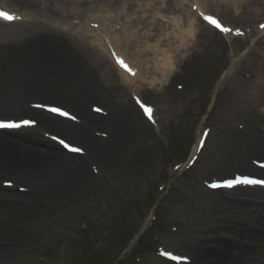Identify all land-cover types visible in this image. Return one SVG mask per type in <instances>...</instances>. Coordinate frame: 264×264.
Returning <instances> with one entry per match:
<instances>
[{
  "label": "rangeland",
  "instance_id": "1",
  "mask_svg": "<svg viewBox=\"0 0 264 264\" xmlns=\"http://www.w3.org/2000/svg\"><path fill=\"white\" fill-rule=\"evenodd\" d=\"M118 1L117 8L121 6V10L124 3H133H130L132 7L126 3L125 7L131 9H128L130 12L122 10V21L118 19V10L112 11L110 6L113 12L110 19L94 20L92 15L105 13L108 16L106 12L97 11L106 8L89 5L93 8L88 14L77 12L71 15L73 18L59 22L61 27L70 25L73 32L80 33L83 29L87 43L101 39L103 46L99 49L95 46V49L110 62L108 66L117 82H112L116 89L115 101H118L112 103V120L116 126L85 120L88 113L102 115V120L110 118L93 111L95 105L110 113V106L100 95L84 92L80 87L73 89L71 100L67 97L69 93L31 95L26 89L31 66L29 70L26 66H18L10 56H0L3 58L0 59V118H27L40 124L39 117L26 110L49 114L46 105L58 106L77 119H59V122L79 130L86 129L89 134L94 135L96 130L100 135L115 136L118 127L130 121L122 117L126 104L138 110L136 99L139 98L154 109L153 121L145 122L141 114L129 122L135 127L146 128L143 137L133 138L132 147L118 151L112 159L92 155L96 160L87 163L93 182L90 187L67 188L62 195L53 197L41 186L39 190H32L29 186L36 185L35 182L16 178L0 164V200L10 194L15 200L19 199V204L25 205L18 213L0 210V264H190L195 256L192 246L205 253L222 248L239 264H264V206L233 200L242 193L264 195V188L238 187L220 191L209 186L214 180L241 175L264 178V150L252 146L256 140H264V28L260 27L264 24V0H256L263 2L255 5L259 8L257 12L246 9L244 0ZM33 2L37 3L39 17H34L32 10L15 0H0V9L13 11L17 17L5 24L11 29L23 28L24 23L43 24L47 18L41 12L47 2ZM78 4L74 5L77 9ZM184 7L192 14L186 15ZM201 13L220 16L231 31L218 32L209 40L206 57L192 65L197 68L193 74H189L192 66L183 70L182 63L175 64L172 70L181 75L165 89L161 85L166 78L162 66L155 65L153 55L141 52L142 47L152 45L161 52L168 41L180 47V22L188 23L195 17L198 23L208 25ZM127 15L133 17L127 20ZM136 16H144L146 23H137ZM125 20V24L122 23ZM130 29L136 30L135 34L147 33L149 41L128 42L124 36ZM115 32L117 40L113 39ZM207 39L199 42H207ZM4 40L8 41L0 37L1 42H6ZM112 50H120L129 62L137 59L143 62L136 63L140 71L136 86L122 80L119 71L123 69L116 65ZM80 69L78 72L85 77L87 70ZM183 71L186 77L182 76ZM45 75L51 76V73ZM252 113L253 117L248 118ZM43 126V130L35 133L45 142L50 141L47 135L50 129ZM21 130L3 134L17 137L13 132ZM202 136L204 146L195 162L187 167L196 142ZM60 138L72 145L87 147L80 137L63 134ZM47 145L49 143L42 144L49 149ZM134 147L148 148L153 154L145 162L138 161L132 152ZM63 152L67 151L63 148ZM75 156L84 158L83 154ZM51 169L55 175L62 174L59 164ZM15 179L21 180L24 186L17 184ZM8 182L14 186H7ZM33 197L37 198L35 204ZM144 225L146 234L140 247L124 255V250ZM15 241L17 243L13 244ZM165 253L187 259L176 263Z\"/></svg>",
  "mask_w": 264,
  "mask_h": 264
},
{
  "label": "bare ground",
  "instance_id": "2",
  "mask_svg": "<svg viewBox=\"0 0 264 264\" xmlns=\"http://www.w3.org/2000/svg\"><path fill=\"white\" fill-rule=\"evenodd\" d=\"M45 1L47 2V5L42 3L45 6L41 13L46 16L47 20L43 22V24L37 22L35 26L33 25L34 23L32 25L24 23L23 28L11 29L9 25H6L5 22L0 20V37L8 40H4L6 42L0 41V56L3 58L5 56H10L13 58V61L17 62L18 66H26L29 70L31 66L32 72L30 71L29 73V82L26 85L27 92L31 95L52 96L54 94H59L62 96V93H69L67 94V97L71 100L74 98L71 96L73 89L78 87L84 89V92L86 91L91 94L100 95L105 103L110 106V113L108 110L106 114L104 113L105 116H109L110 118L108 120H102L100 118L102 115L97 117L94 114L88 113L84 117L85 120L98 125L109 124L112 127L116 126L114 119L112 120V103L118 101H115L116 89L115 85H112V82H117H115V76L111 73V66H108L109 61L105 57L102 58V55L98 54L95 49V46H97L98 49L103 46L100 42L101 39L96 38V43H87V40H85L86 34L82 32L83 29H80V33L73 32L70 29V25L61 27L59 22H63L64 19L68 17L73 18L71 15L77 12L88 14L89 11L92 10L91 8L95 6L101 8L105 7L106 9H100L97 11L103 13L106 12L108 16L104 15L105 13L103 15H92L91 17H93L94 20L102 21L103 18L110 19L112 17L111 14H113L112 11L116 12V10H118V19L122 21V18H120V16L123 15V13L121 15L122 10L127 9V11L130 12L129 10L133 6V3L126 2L129 3L128 7L131 6L130 8H126V3H124L123 9L121 10V6L117 8V5L120 3L118 0ZM79 1L82 2L78 4ZM15 2L22 6L25 5V7L32 10L34 17H39L40 12L36 11L37 3H32V0H15ZM244 2L246 6H248L246 9L251 11L254 10L256 12L259 8L255 5L263 3L256 0H244ZM185 3H187V1ZM75 4L79 5L78 9L75 8ZM89 5L94 6L89 7ZM109 6L113 7L112 11H110L111 8H108ZM262 6L264 8V4ZM169 8L174 10L173 5H170ZM183 11L187 12L185 13L186 15H189L190 10L184 7ZM135 13L136 10H134V14ZM190 14L192 13L190 12ZM132 17L133 16L131 15H127L126 19L129 20ZM136 18L137 23L140 25L146 23L144 16H136ZM125 22L126 20L122 23L125 24ZM187 22L188 23H186V21H181L180 26L178 27L179 38L181 39V50L180 47L175 45L173 41H168V46L166 47L168 49L164 48L161 52H157L156 48L152 47V45H145L142 47L143 50L141 52L144 51L147 54L153 55L152 58L154 59L155 65L157 67L162 66L166 78L161 85L164 86L165 89L166 86L171 85L174 78L181 75V73L178 74L177 71L172 70L174 65L176 64V66H178V62L182 63L181 67L183 70H187L188 67L192 65H197L203 58L206 57L204 53L205 48L209 46L207 44L209 40L214 39L216 37L215 34H218V31L209 25L205 23H198V18L196 19L194 17L189 19ZM76 28L79 29V27ZM134 31L136 30L130 29L127 33L125 31L124 37L128 42L145 43L149 41V38L147 39L146 37L147 33L140 34L138 32L135 34L133 33ZM116 33L117 32L113 35V39L115 40L118 38V33ZM8 34L11 37L7 38ZM150 34L153 35L152 33ZM203 38H208L207 42H199V40H202ZM109 39L112 40V36L109 37ZM115 40H113V42H115L119 48L120 46ZM124 49L125 48H121V51H125ZM121 51L119 50L116 54L125 62L127 61L128 65L134 71L136 69V71L135 75H131L130 73L120 70V77H122L124 82H128L136 86L135 80L138 77V73H140V71L137 70L136 63L143 62L138 59L135 62L130 60L131 64L128 57H126ZM92 57L94 59H91ZM80 67L87 70L88 73L85 77L82 76V73H80L81 71L78 72V70H81ZM196 69V67L192 66L189 69V74H193ZM48 72L51 73V76L45 75V73ZM143 72H145L144 68ZM143 72L141 70V74ZM183 72L182 76L186 77L184 76L186 75L185 71ZM90 76L92 78L86 79ZM116 77L118 79L117 75ZM151 85H153V81H151ZM20 109L17 110L22 111ZM35 110L30 111L27 109L26 111L37 115L41 121V125L39 123H35L31 126H25L21 132H13L16 133L17 137H9L3 134L9 131H0V158H2L0 159V161H2L0 164L5 166V169L9 173L11 172L15 175L16 178L24 181L35 182L36 185L34 184L33 186H29L32 187V190H39L38 188L41 186L53 197L62 195L63 191L67 188L72 189L79 186L90 187L93 182L90 179V174L87 170V163L96 160V158L93 157L94 153L107 159L115 158L118 151L132 147L134 143L133 140L135 138H140V136L143 137L146 131L145 127L139 128L138 126L135 127L133 123H131V125L129 124L134 117H138L142 113L141 110L138 109V111L130 104H126L123 109V113L121 112L122 117H124L123 119L128 120L130 118V121L127 124H122L118 127V132L115 133V136L105 135L104 133H101L100 135L96 130L93 131L95 133L94 135L89 134L85 131L86 129L84 131L79 130V128L76 127L72 128L73 126L71 124L59 122L58 120L61 119L59 117L56 118L55 116L47 114L41 110ZM247 117H253V113L248 114ZM144 121L146 122L147 120L145 119ZM124 122L126 123V121ZM43 125H46L48 129H50V132L48 133L51 138L50 141L45 142L46 140L43 137H40V135L35 133L37 130H43ZM23 130H29V132H24ZM63 134H69L70 136L77 138L80 137L85 140L87 147H85V145H83V147L80 146L82 149L81 153L84 157L83 159L81 156H75L74 154H66L67 152H63L61 147L62 144H60V139H58L62 137ZM43 143H49V145H47L49 149L44 148L42 146ZM200 144L201 141H199L194 147L193 151L195 153L197 152ZM252 146L253 148L255 147L256 149L263 151L264 140H256ZM132 152L136 160L142 162L147 161L150 155L153 154L148 148L141 150L134 147ZM54 164L62 166L61 175L60 173L55 175L52 172L53 170L51 167ZM20 181L15 179L17 184L22 185ZM33 195L37 196L36 192H33ZM233 200L256 203L260 207L264 206V195H258L253 192L245 194L242 193ZM32 202L35 204L37 202V198L33 197ZM24 206L25 205L23 204H19V199L15 200V198L10 196V194L0 200V210L18 213L23 210ZM19 241L20 240H18V245L20 244ZM16 243V241L13 242V244ZM221 249H214L205 253L197 246H192V251L195 256L194 259L191 260L190 264H239V262L231 260L229 254L225 253Z\"/></svg>",
  "mask_w": 264,
  "mask_h": 264
},
{
  "label": "snow or ice",
  "instance_id": "3",
  "mask_svg": "<svg viewBox=\"0 0 264 264\" xmlns=\"http://www.w3.org/2000/svg\"><path fill=\"white\" fill-rule=\"evenodd\" d=\"M203 19L205 21H207L209 24L215 26L216 28L220 29L223 32H230L231 29L224 27L221 22L216 19L213 15H204L203 13L200 14ZM0 18H3L5 20H14L17 17H15L13 14H10L8 12H4L2 10H0ZM260 27L264 28V24L260 25ZM238 34H240L238 32ZM116 62L122 67L124 68L127 72H129L131 75H135V71L129 67V65L119 56H116ZM136 102L140 105V107L143 109L144 114L148 116V118L151 120L152 119V113H153V109L151 108V106H149L147 103L142 102L139 98L136 99ZM49 111L51 112H56L59 113L60 115H65L67 116L68 113L62 111L61 108L58 107H52L49 109ZM97 111H99V109H97ZM73 119H75V117H72ZM35 124L34 120H26V119H20L19 121H15V120H10V119H0V128H20V127H25V126H31ZM61 144H64L65 147H69L68 144H65L64 140H60ZM71 151L74 152H81L82 149L79 147H71ZM225 186L228 187H232L234 184H261L264 185V180H259V179H254V178H250L248 176H243V177H235L232 180H226L225 182ZM218 186V185H213ZM165 255L171 256L173 259H187L186 257L183 256H174L172 253H165Z\"/></svg>",
  "mask_w": 264,
  "mask_h": 264
}]
</instances>
